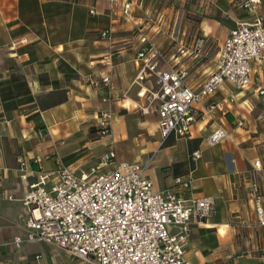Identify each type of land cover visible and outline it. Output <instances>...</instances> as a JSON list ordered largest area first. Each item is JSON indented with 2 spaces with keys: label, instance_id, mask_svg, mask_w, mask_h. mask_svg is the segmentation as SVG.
<instances>
[{
  "label": "crops",
  "instance_id": "0c3cea01",
  "mask_svg": "<svg viewBox=\"0 0 264 264\" xmlns=\"http://www.w3.org/2000/svg\"><path fill=\"white\" fill-rule=\"evenodd\" d=\"M120 1L132 3V19L112 17L108 0H0V264H79L45 242L13 243L26 236V194L48 172L54 183L64 167L106 174L122 161L146 165L155 190L183 177L191 181L184 196L213 198L212 216L191 226L190 264H264V64L254 65L252 87L226 82L194 104L196 120L180 139H163L158 103L149 100L156 75L137 78L146 63L139 53L149 46L139 22L167 58L158 70L182 68L199 90L215 72L226 37L251 15L233 0ZM258 10L264 15V0ZM108 29L110 39L101 36ZM199 39L203 46L191 52ZM104 75L111 86L91 84ZM216 104L224 110L207 113ZM105 111L113 124L102 136L98 118ZM216 129L228 134L208 145ZM111 150L116 158L104 163Z\"/></svg>",
  "mask_w": 264,
  "mask_h": 264
},
{
  "label": "built area",
  "instance_id": "2783aa9c",
  "mask_svg": "<svg viewBox=\"0 0 264 264\" xmlns=\"http://www.w3.org/2000/svg\"><path fill=\"white\" fill-rule=\"evenodd\" d=\"M110 15L121 14L132 19V3L108 0ZM251 15L248 22H238L224 40L215 72L197 90L186 83L187 72L171 67L158 70L167 61L163 52L148 41L143 23L136 25L140 40L149 46L139 53L146 63L138 73L143 80L150 71L157 77L158 90L152 92L150 101L158 103L159 126L166 140L174 135L186 138L196 117L194 104L202 102L228 82L236 90L250 88L255 83L254 65L264 64V15L258 10L262 0H233ZM91 10V13H94ZM110 29L101 36L111 38ZM191 52L200 49L202 39ZM185 48L180 53L187 55ZM190 52V53H191ZM91 84L111 86V77H93ZM264 95V89L260 88ZM232 102L233 99H230ZM224 110L222 105L210 106ZM98 131L109 135L113 119L110 111L99 115ZM226 130L216 129L208 145L220 143ZM201 151L193 154L194 160ZM116 158L114 150L102 157L104 163ZM22 177H27V161L20 159ZM146 165L122 161L106 174L76 175L64 167L51 183L52 173L40 176L30 186L24 199L30 210L26 218V236L15 237L13 243L20 247L24 242L41 241L69 253L79 264H190L188 243L191 226L204 223L215 212L212 197L184 196L190 192L191 181L183 177L175 180L173 187L155 190L154 182L145 175ZM263 213V210H259Z\"/></svg>",
  "mask_w": 264,
  "mask_h": 264
},
{
  "label": "rangeland",
  "instance_id": "374dc122",
  "mask_svg": "<svg viewBox=\"0 0 264 264\" xmlns=\"http://www.w3.org/2000/svg\"><path fill=\"white\" fill-rule=\"evenodd\" d=\"M149 100H150V98H149ZM155 102H156V101H153L152 103H153V104H156ZM64 253H65V252H64ZM66 253H67V252H66ZM67 254H69V253H67ZM69 255H70V254H69Z\"/></svg>",
  "mask_w": 264,
  "mask_h": 264
}]
</instances>
